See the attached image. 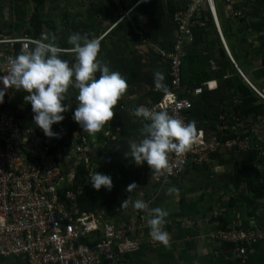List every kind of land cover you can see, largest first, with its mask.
I'll list each match as a JSON object with an SVG mask.
<instances>
[{"label": "crops", "instance_id": "1", "mask_svg": "<svg viewBox=\"0 0 264 264\" xmlns=\"http://www.w3.org/2000/svg\"><path fill=\"white\" fill-rule=\"evenodd\" d=\"M133 1L43 0L37 7L41 19L52 21L57 29L56 44L66 49L60 55L65 54V59L72 62L74 54L67 43L71 33L97 39L98 58L107 61L111 70L120 72L128 85L116 111L118 127L96 157L99 167L107 168L112 188L111 191L103 188L95 209L103 210L107 219L121 224L136 211L131 201L128 207H120L128 195L131 200L154 196L151 208L159 207L169 213L164 225L169 233L168 244L150 248L145 242L146 229L139 249L127 256L124 264H264L261 243L249 244L243 260L238 261L231 247L209 235L216 228L234 224L248 228L264 220V193H248L238 183L236 173L240 159L256 151L222 149L208 164L188 165L164 185L151 182L147 173L124 155L130 142L141 139L142 122L133 115V109L148 107L161 93L153 87L154 71L163 72V83L168 82L169 64L160 53L171 48L175 41L177 29L171 9H181L189 0H150L138 5L110 29L119 12ZM215 4L223 13L220 28L236 65L226 53H221L216 29L205 18V24L195 29L193 41L184 44L189 59L197 58L198 69L205 79L200 84L201 93L185 94L193 106L190 119L206 138L249 135L255 141L264 138V99L253 89L264 94V0H236L231 6L215 0ZM34 10L33 0H21L20 4L15 0H0V36L27 33ZM231 11H238L239 15L233 16ZM47 26L43 24L42 33H49ZM139 30L145 33V42L137 35ZM75 95L76 91L70 88L65 100L74 104V108ZM19 104L22 106L11 105L16 110L30 107L24 100H19ZM62 121L52 126L65 134L68 131L64 130L68 129L64 124L61 127ZM105 150L110 156L105 155ZM255 157L249 174L260 178L264 175V157L257 153ZM133 182L137 188L129 194L126 188ZM170 188L177 191L169 192ZM0 264H26V259L0 255Z\"/></svg>", "mask_w": 264, "mask_h": 264}, {"label": "built area", "instance_id": "2", "mask_svg": "<svg viewBox=\"0 0 264 264\" xmlns=\"http://www.w3.org/2000/svg\"><path fill=\"white\" fill-rule=\"evenodd\" d=\"M148 1L135 0L119 12L114 24L129 15L138 4ZM223 2L231 6L236 0ZM203 9L210 13L222 48L235 64L217 19L215 0H189L184 7L171 13L177 29L175 41L171 48L160 53L169 64L172 87L167 92L171 93V98L163 92L157 102L146 107L156 111L166 109L185 123L191 121L186 111L192 108V102L185 94H199L202 89L200 86L184 89V92L190 91L179 96L180 64L186 54L184 44L192 42L195 29L205 24L201 18ZM231 13L239 15L238 11ZM137 35L142 41L147 40L143 31H137ZM37 39L27 33L0 36V76L7 73L9 58L26 47L34 46ZM58 49L59 52L66 51L61 47ZM237 70L240 72L239 68ZM253 89L264 99L261 91ZM12 90L5 92L0 103V255L23 256L26 264H124L127 255L139 249L146 229L148 246L152 249L161 246L149 236L142 211L136 210L125 222L116 224L107 219L101 209L88 212L78 207L77 199L82 190L80 186L75 190L67 189V185L74 187L79 168L90 177L99 166L96 161L99 144L95 135L80 129L76 123L70 132L60 134L58 139L45 137L33 123L31 111L21 109L20 115L12 111L9 103ZM52 130L58 132L53 126ZM198 131L199 138L189 151L169 154L168 171L154 174L146 164H140L147 168L151 182L164 184L177 177L188 165L204 166L214 153L222 149L254 150L264 157V138L255 141L249 135L206 138L203 130ZM104 134L109 135V130ZM152 197L144 196L142 200L149 204ZM209 235L213 240L231 243L234 257L242 261L249 244L258 242L264 246V220L248 228L236 224L216 228Z\"/></svg>", "mask_w": 264, "mask_h": 264}, {"label": "clouds", "instance_id": "3", "mask_svg": "<svg viewBox=\"0 0 264 264\" xmlns=\"http://www.w3.org/2000/svg\"><path fill=\"white\" fill-rule=\"evenodd\" d=\"M215 9L217 13L216 4ZM217 19L219 22L218 15ZM67 43L74 54L71 63L59 54L55 34L41 33L34 46L26 47L9 58L10 67L6 74L0 76V103L8 89L23 90L26 93L23 100L31 107L33 123L47 138L58 139L60 136L59 132L52 130V125L61 122L65 118L63 114L69 111L70 105L65 100L70 88L76 91L72 120L80 129L92 135L111 120L115 105L128 87L120 72L111 70L107 61L98 58L100 43L97 39L76 32L68 35ZM164 78L163 72L154 71L153 87L154 90L164 91L170 99L171 93L167 92ZM133 115L142 122L141 139L130 142L124 155L136 165L146 164L154 174L168 171L169 154L186 153L199 138L194 120L185 123L170 115L166 109L156 111L138 106L133 109ZM88 182L95 190L103 187L111 191L112 188L111 176L98 171L90 175ZM136 188L133 182L126 191L130 194ZM168 191L177 190L170 188ZM130 201L134 209L145 214L151 239L167 245L169 233L164 230V225L169 213L159 207L150 208L142 199L131 200L130 195L121 202L120 207H128Z\"/></svg>", "mask_w": 264, "mask_h": 264}, {"label": "trees", "instance_id": "4", "mask_svg": "<svg viewBox=\"0 0 264 264\" xmlns=\"http://www.w3.org/2000/svg\"><path fill=\"white\" fill-rule=\"evenodd\" d=\"M33 1L35 3L36 10H34L29 17V23L30 24H29V28L27 30V33L32 35V36L39 38L41 33H42L43 24H46V25H48L47 27L50 28L49 32L55 34V36H56L57 35V29H56L55 25L53 24V22L41 19V16L37 10L38 5L41 4L43 0H33ZM172 12H174V9H171L170 13H172ZM207 14H208L209 18L207 17ZM201 18L203 20H205V18H206V20L210 21L211 25L214 27V24L212 22V19H211L209 12L203 11L201 13ZM57 40L58 39L56 38V41ZM15 55H17V54H15ZM64 55H61V57L65 58ZM190 57H189V55L185 54L181 60L180 78H179L180 89L178 90L179 96L184 95L185 92L192 90L196 86H200L202 89V86L200 84L202 81L205 80L204 75L202 74L200 69H198L197 58L194 56V57H192V61H191L189 59ZM193 59H194V61H193ZM188 62H191L190 65H187ZM170 80H171V75L168 74V76H167L168 82L166 85L167 90H170V88L172 87ZM184 89H190V90H185V92H184L183 91ZM13 90H14V100L15 101H19V100L23 101V96H25L26 93L23 90H17L14 88H13ZM163 92L164 91H161V93H159V96L156 99H154L153 102H157L160 99V97L162 96ZM67 104H69V103L67 102ZM69 105H70L69 111L64 114L65 117L67 115H68V117L62 121V126H61V127H63V124H64L66 126V129H68V130H64V131H68V132H70V130H72L76 125V122H74L72 120V108H74V104H69ZM120 105H121V100L119 99L117 104L115 105V107L113 109L114 114H113V117L111 118V120L108 121L107 123H105V125L102 127V129L99 132L95 133L96 141L99 144L98 149L100 152L104 148L105 143L108 141V137H110L111 133L113 131H115L118 127L117 125L119 122H116V120H117L116 118H118V117H116V116H118L116 111L120 107ZM192 108H193V106H192ZM192 108L190 110L186 111V114H188L189 116H191ZM25 110H26V112L31 111V107H27ZM12 111L16 115H20V113H19L20 110L16 111V109L12 107ZM107 130H109V133H110L109 135L104 134V132ZM222 138H226V137H222ZM105 151H104L105 155L110 156L109 153H107V150H105ZM218 153L219 152L214 153L213 156L218 155ZM249 153H251L250 156L247 155L246 158H241L240 161L237 163L236 173H237L238 183L242 184L243 187L248 191V193H264V175L260 178H257L256 174L253 176H251L249 174V172H250L249 169L252 166L253 160H255V158H256L255 157L256 153H252V152H249ZM137 166L142 168L145 172H147V168L145 166H143V165H137ZM196 166L199 167V165H196ZM78 171H79V173L76 175V178L74 180V187L67 185V189L73 188L75 190L76 188H78L80 186L82 191L78 195V199H77L78 207L81 210L91 212V211L95 210L96 204H98V202H99V198L102 194L103 187H101V189H99V190L93 189L91 187L90 183L88 182L89 177L84 175V170L79 168ZM95 171L107 174V168L105 166H100V167L98 166L95 169ZM64 186H66V185H64ZM67 203L69 204V201ZM224 243L229 248L232 246L231 243H227V242H224ZM129 255L130 254H128L127 256H129Z\"/></svg>", "mask_w": 264, "mask_h": 264}, {"label": "rangeland", "instance_id": "5", "mask_svg": "<svg viewBox=\"0 0 264 264\" xmlns=\"http://www.w3.org/2000/svg\"><path fill=\"white\" fill-rule=\"evenodd\" d=\"M16 1V3H18V4H20V1L21 0H15ZM22 4V3H21ZM24 8V7H23ZM217 15H218V18H219V20H221L222 19V16H223V13L220 11V8H219V6H218V9H217ZM10 103L11 104H13V105H16V106H22V105H18V103H19V101H15L14 100V98H13V100H12V95L10 96ZM164 185V184H163ZM153 200H154V198L152 197V200H151V202L148 204V206L151 208V205H152V202H153Z\"/></svg>", "mask_w": 264, "mask_h": 264}, {"label": "water", "instance_id": "6", "mask_svg": "<svg viewBox=\"0 0 264 264\" xmlns=\"http://www.w3.org/2000/svg\"><path fill=\"white\" fill-rule=\"evenodd\" d=\"M221 53H223V54H224V51H223V50H221Z\"/></svg>", "mask_w": 264, "mask_h": 264}]
</instances>
